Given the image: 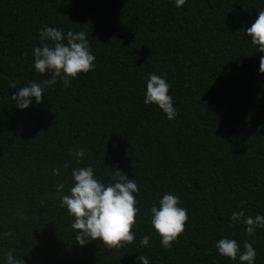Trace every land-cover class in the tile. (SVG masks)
<instances>
[{
    "label": "trees",
    "instance_id": "16d2710c",
    "mask_svg": "<svg viewBox=\"0 0 264 264\" xmlns=\"http://www.w3.org/2000/svg\"><path fill=\"white\" fill-rule=\"evenodd\" d=\"M260 9L264 0H0V264L9 250L25 264H140V255L150 264H241L218 253L224 237L241 253L251 243L254 264H264V228L249 236L231 219L242 201L246 216L264 215V53L246 34ZM45 26L85 32L94 70L68 87L43 85L51 73L35 70L33 49ZM150 73L171 85L175 119L144 103ZM32 82L45 87L43 100L21 109L11 96ZM80 148L77 164L70 152ZM88 165L105 185L116 168L136 181L132 244L76 243L56 185L70 194L72 169ZM165 193L188 213L168 250L150 211Z\"/></svg>",
    "mask_w": 264,
    "mask_h": 264
},
{
    "label": "clouds",
    "instance_id": "9594fccd",
    "mask_svg": "<svg viewBox=\"0 0 264 264\" xmlns=\"http://www.w3.org/2000/svg\"><path fill=\"white\" fill-rule=\"evenodd\" d=\"M185 3L186 0H175L176 7H181ZM258 11V16L251 27L246 29V34L251 38L252 45L264 53V9ZM39 37L45 43L33 49L34 67L38 73H51V78L44 80L43 85L52 87L60 80L68 87L81 73L94 70L96 57L90 51L91 45L85 32L69 30L65 36L62 30L45 26L40 29ZM259 71L264 73V56L260 57ZM9 87L16 88V84L10 83ZM170 87L163 75L150 73L144 103L158 106L167 118L172 120L178 113L173 104V97L169 95ZM44 93L45 87L32 82L29 86L19 88L11 99L16 102L17 107L27 109L32 104L33 97L37 104L41 103ZM70 155H73L79 164L85 156V150L74 149ZM63 167L67 169L68 164L65 163ZM59 174V168L53 169V175ZM71 176L74 184L70 187V194H64V183L56 185V192L60 197L59 207L66 208L67 214L73 217L71 227L76 232V243L84 246L91 241L99 240L109 249H121L132 244L135 240L133 228L140 211L134 195L140 190L136 181L129 179L122 170L116 168L112 173L114 183L105 185L95 177L91 165L73 168ZM180 203L179 196L165 193L159 200V207L152 206L150 209L151 225L161 238L160 242L165 250L170 249L173 242L185 232L188 213L185 208L179 206ZM245 204L247 201L241 202V211L233 212L231 219L233 222L242 221L246 226V234L254 236L257 228H264V215L246 216L243 211ZM3 235L11 237L12 232L5 231ZM140 244L148 247L150 237L144 235ZM215 247L221 256L233 261L239 258L241 264L245 262L254 264L257 255L251 243L245 241V251L241 253L238 242L228 237L218 240ZM137 259L140 264H150L146 256L140 255ZM6 264L25 262L16 258L13 251L9 250L6 254Z\"/></svg>",
    "mask_w": 264,
    "mask_h": 264
}]
</instances>
